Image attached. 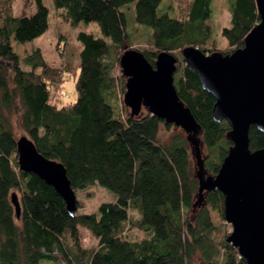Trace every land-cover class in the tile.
I'll return each instance as SVG.
<instances>
[{"label": "trees", "instance_id": "trees-1", "mask_svg": "<svg viewBox=\"0 0 264 264\" xmlns=\"http://www.w3.org/2000/svg\"><path fill=\"white\" fill-rule=\"evenodd\" d=\"M14 1L0 0V264H194L195 259L202 264H246L226 241L229 234L210 220L207 206L223 216V194L207 192L205 204L192 208L198 182L186 135L176 133L161 142L160 127L173 124L146 110L124 117L116 109L125 83L112 72L128 46L127 11L138 27L151 32L154 52L141 53L153 66L160 52L181 54L186 47L206 52L213 0H176L174 17L167 8L159 15L162 0H52L70 26L97 20L107 36L77 33L81 50L76 73L68 71L76 90L70 105L53 101L49 89L59 85L65 71L49 66L39 49L20 59L11 46L47 31L48 7L43 0H27L28 7L14 15ZM226 1L230 24L221 35L230 51L222 54L241 48L259 22L255 0ZM93 9L98 18H92ZM174 87L201 126L199 137L209 151L204 166L214 175L232 144L226 137L229 126L213 120L214 98L185 65L177 67ZM17 100L21 128L40 153L63 164L74 191L98 185L115 195L112 201L100 203L96 213L75 211L70 216L52 186L19 170L17 138L1 110L10 111ZM248 136L251 150L264 148V133L254 125ZM13 192L20 203L18 218ZM130 210L138 219H131ZM132 227L145 236L128 239L126 231ZM81 229L97 239L94 247L82 245Z\"/></svg>", "mask_w": 264, "mask_h": 264}, {"label": "water", "instance_id": "water-1", "mask_svg": "<svg viewBox=\"0 0 264 264\" xmlns=\"http://www.w3.org/2000/svg\"><path fill=\"white\" fill-rule=\"evenodd\" d=\"M255 3L259 22L245 36L241 48L209 55L194 47L181 50L185 66L215 100L213 120H224L229 126L226 137L232 144L214 175L207 173L201 155V126L174 87L178 59L160 52L152 66L141 52L127 46L119 58L125 78L124 106L131 116L145 109L185 132L198 182L192 208L205 204L207 192L217 189L223 194V217L232 227L226 241L246 264H264V148L251 150L248 136L251 125L264 133V0ZM16 150L19 170L34 173L52 186L73 216L77 199L63 164L45 157L26 135L17 138ZM11 202L18 218L20 203L14 192Z\"/></svg>", "mask_w": 264, "mask_h": 264}, {"label": "rangeland", "instance_id": "rangeland-1", "mask_svg": "<svg viewBox=\"0 0 264 264\" xmlns=\"http://www.w3.org/2000/svg\"><path fill=\"white\" fill-rule=\"evenodd\" d=\"M45 6L49 9V18H48V29L40 37L34 39L33 41L26 43L24 45H18L15 42H11L13 52L22 59L23 57L32 53L35 49H39L44 60L49 66H52L55 69H62L65 71L63 74L64 78L57 86H53L50 89L51 96L53 101L57 102L59 105H70L75 101L76 90H75V79L70 76L74 72L76 73L77 67L79 65V52L81 50V45L76 39L77 33L80 31H85L87 33H94L96 37L106 39L105 29L101 26L99 21H94L89 25L79 23L77 26L72 27L66 23L62 18V11L56 10L53 7L52 0H43ZM30 4L27 0H15L13 5V14L19 15L24 8H27ZM176 0H162V3L159 7L158 13L162 15L165 13V8L169 12L170 17L176 14ZM168 6L170 8H168ZM174 7V8H173ZM95 8V7H94ZM33 11V9L31 10ZM98 18L96 9H93L92 18ZM128 17V46L127 48L138 50L139 52H154L150 44V35L151 32L148 29L138 27L132 18V11H127ZM229 13L227 10V1L226 0H213L212 1V14L210 19L207 21V26L211 31V40L203 47L206 51L204 54L209 55L213 52L230 51L225 39L222 37V30L229 27ZM174 55V54H173ZM178 59L177 67L181 68L185 65L181 54L178 52L174 55ZM24 70H28L29 67L22 64ZM68 71H72L68 73ZM120 68H115L112 72L114 77L122 76L120 73ZM70 74V75H69ZM123 84L125 83V78L122 76ZM125 92V91H124ZM116 109L122 116H127L129 114V109L126 108L123 104V94H120L118 101L116 103ZM4 117L7 118L10 123L13 134L16 138L21 135H26L24 130L21 128L18 121L19 115L21 114V108L18 100L16 101L14 107L7 111L1 109ZM143 111L145 109H142ZM181 133L185 136V132L175 125H171L169 128L162 125L159 130L158 138L161 142H168L170 137L173 134ZM27 136V135H26ZM201 155L204 158H207L209 151L207 148L202 145L200 146ZM191 164H192V173L196 170V162L193 154L192 148H189ZM76 199L77 205L80 207L77 208V212L81 213H96L97 207L100 203L104 201H112L115 195L109 190L98 186L91 185L82 190H76ZM210 220L215 225L220 227L224 233L230 234L232 227L227 223L224 217L220 214L218 210H213L210 206H207ZM130 217L132 220L138 219V215L134 210H130ZM82 234V245L85 248L94 247L97 243V239L92 237L88 231L85 229L80 230ZM126 236L130 240H139L145 236V234L137 229L136 227L129 228L126 231ZM39 264H56V262L43 260ZM194 264H202L199 260L195 259Z\"/></svg>", "mask_w": 264, "mask_h": 264}]
</instances>
